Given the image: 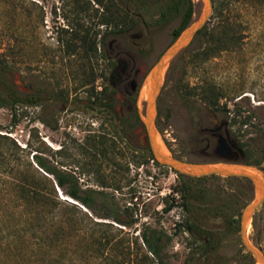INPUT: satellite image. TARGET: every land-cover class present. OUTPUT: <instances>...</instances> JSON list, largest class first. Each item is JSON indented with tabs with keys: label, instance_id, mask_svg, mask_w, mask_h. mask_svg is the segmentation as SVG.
<instances>
[{
	"label": "rangeland",
	"instance_id": "1",
	"mask_svg": "<svg viewBox=\"0 0 264 264\" xmlns=\"http://www.w3.org/2000/svg\"><path fill=\"white\" fill-rule=\"evenodd\" d=\"M171 1L0 0V58L11 63L0 69V90L14 91L25 101L0 106V134L18 145L23 170L44 184L43 175L52 179L56 210L63 214L53 218L49 207L20 206L5 224L28 219L25 210H41L49 219L46 241L54 246L40 248L30 234L5 238L0 264H46L44 257H50L42 251L84 254L91 264L101 261L92 262L93 251H106L120 262L137 264L149 251L144 233L152 241L161 238V264H258L241 240L242 213L256 199L252 183L233 176H181L152 162L151 149L142 145L148 98H141V91L181 22V16L162 19ZM190 1L192 22L202 14L204 0ZM213 1L207 27L225 32L228 46L204 60L198 56L207 44L201 36L172 61L161 83L156 136L174 156L210 164L221 160L212 150L216 140L207 149L204 129L221 127L243 148L246 164L259 160L264 167V5ZM93 40L98 43L94 52L88 50ZM118 59L140 70L128 96L117 89V81L111 83ZM209 86L223 93L220 103H227L228 112L200 99L199 91ZM245 117L249 122L243 125ZM92 144L96 157L90 154ZM0 148L8 150L9 144L0 139ZM34 155L74 173L84 190L108 195L94 194V206L84 205L58 186ZM116 216L126 222L115 221ZM247 234L264 251V202ZM105 236L111 246L100 243Z\"/></svg>",
	"mask_w": 264,
	"mask_h": 264
},
{
	"label": "trees",
	"instance_id": "2",
	"mask_svg": "<svg viewBox=\"0 0 264 264\" xmlns=\"http://www.w3.org/2000/svg\"><path fill=\"white\" fill-rule=\"evenodd\" d=\"M250 2L252 0H229V4L233 2ZM258 4L264 5V0H254ZM216 12L220 13V7L216 6ZM162 19L169 20L170 17L181 16L180 26L174 30L173 36L174 39L180 35V33L190 24L192 16H193V4L190 0H173L171 1L164 11H162ZM104 23H110L107 19H103ZM207 41L206 47L198 54L202 59L207 60L212 56L220 53L222 50L227 48V39L228 36L225 32L219 34L217 28L213 27L212 29H208L207 25L198 33L197 37H201ZM98 43L97 41H91V44L88 46L89 51H97ZM11 63L7 60V58H0V69L10 68ZM5 94V95H3ZM198 95L200 99L208 104L211 108L216 110H225L227 111V103L221 104V98L223 93L216 89L213 86H209L207 88H202ZM28 100L35 102V98L32 93H27ZM241 97L240 99H243ZM29 101V102H30ZM25 102L16 92L10 91L7 88L0 90V106L3 105H11L16 106L17 104ZM228 112V111H227ZM137 120H140L138 116H136ZM234 120H232L233 122ZM235 122V121H234ZM249 122L248 118H244L241 121V124H247ZM0 139L9 144L8 150H3L0 148V224L4 222L3 227H0V242H3L5 238L10 240V237L18 236V235H28L35 240V243L42 246H46L49 248L53 242L46 241V233L47 230L45 228V219L46 217L41 214V210L32 211V209L26 211L25 213L28 216V219L23 221L20 219H16L14 223L11 225H7L6 219H11L12 216L16 215L18 212L17 209L20 206H34V207H49L48 213L53 217L63 216V214L57 212V196L56 189L54 187V183L50 177L47 175H43L45 183L38 177L36 174L30 173L28 169L23 170L21 167L23 166V162L21 159V155L16 150L18 145L16 142L8 135L0 134ZM17 145V148L15 147ZM12 149H11V147ZM11 149V150H10ZM91 156L96 157L98 154L97 146L92 144L91 148ZM248 156L250 157L249 151H246ZM151 159H155L152 152H150ZM248 157V158H249ZM35 161L39 167H41L48 174H51L55 177V180L61 188L65 189V192L72 197L73 199L82 202L84 205L88 207L94 206L96 199L94 194L99 195H108L104 190H96V189H88L84 190L81 184L79 183L78 177L63 168H58L55 166H51L48 164L43 157L38 155H34ZM157 162V161H156ZM248 164H253L264 169L262 162L256 160L254 162L249 161ZM32 165V164H30ZM181 176H184L183 173L176 171ZM214 176V175H213ZM198 178H206L198 177ZM103 187H110L105 183L102 184ZM174 206V203L170 204L166 207L165 210L169 211ZM62 212V211H61ZM60 214V215H58ZM114 220L117 222H126L120 219L119 217H114ZM29 221V222H28ZM25 223V224H24ZM110 224V223H108ZM2 226V225H1ZM144 243L148 246L149 251L153 256H150L148 253H145L137 264H147L150 262H156V264H161L162 260L160 257V253L162 250V243H160L161 238L158 237L157 241H152L149 236L145 233L142 236ZM7 240V241H9ZM106 244H105V243ZM111 239L108 236L101 238L100 243L102 245H110ZM45 255L49 256L50 259L44 257V261L46 264H89L90 262L84 261V254H77V257H73L71 254H68L67 251H42ZM90 259H93L94 262L97 259H100L98 264H103L107 262L108 264H127L126 262H120L118 259L113 256L111 253L106 251H93L90 255ZM89 259V260H90ZM88 260V259H87ZM88 260V261H89ZM91 264V263H90ZM96 264V263H95ZM185 264H193L191 260H188Z\"/></svg>",
	"mask_w": 264,
	"mask_h": 264
},
{
	"label": "water",
	"instance_id": "3",
	"mask_svg": "<svg viewBox=\"0 0 264 264\" xmlns=\"http://www.w3.org/2000/svg\"><path fill=\"white\" fill-rule=\"evenodd\" d=\"M214 12V1L204 0L202 14L190 22V24L176 37L173 42L164 50L153 65L150 75L146 81V95L148 98L142 123L146 129L143 136L155 159L164 166H168L180 173L204 177L211 175H221L227 177H242L248 179L255 188L256 199L243 211L241 216V240L245 248L251 253L258 264H264V251L251 242L247 230L257 209L264 202V171L258 167L245 163V152L238 141L232 138L227 131V138L231 146L241 153V157H227L224 153L220 154V162L216 163H194L180 159L171 154L166 148L163 149L156 139V117L158 113V98L161 92V83L164 74L172 61L181 54L198 33L208 24ZM225 140H221L222 151H226Z\"/></svg>",
	"mask_w": 264,
	"mask_h": 264
},
{
	"label": "flooded vegetation",
	"instance_id": "4",
	"mask_svg": "<svg viewBox=\"0 0 264 264\" xmlns=\"http://www.w3.org/2000/svg\"><path fill=\"white\" fill-rule=\"evenodd\" d=\"M140 70L136 69L134 67H131L128 62L124 59H118V63L116 67L112 71V77H111V83H114L117 81V89L119 91H123L125 96H128L130 93H132L135 90L136 84H135V78L138 76ZM129 85L132 86V91L129 89ZM128 102V98H124V104ZM221 127H217L215 129L213 128H206L204 129V132L208 134L207 140V149L211 148L212 146V140H216V143L214 147L212 148L213 152L216 154V156L219 159L220 154L224 153L227 157H241V153L233 148L231 144L228 141L227 138V131L226 134L223 135L221 132ZM225 140V147L226 151H222V144L221 140ZM220 160V159H219Z\"/></svg>",
	"mask_w": 264,
	"mask_h": 264
},
{
	"label": "bare ground",
	"instance_id": "5",
	"mask_svg": "<svg viewBox=\"0 0 264 264\" xmlns=\"http://www.w3.org/2000/svg\"><path fill=\"white\" fill-rule=\"evenodd\" d=\"M143 96H144V97L147 96V95H146V86L143 87V89H142V91H141V95H140V97L143 98ZM156 139H157V141L160 143V145L162 146V148L165 149V147H164L163 144L161 143L160 139L157 138V136H156Z\"/></svg>",
	"mask_w": 264,
	"mask_h": 264
},
{
	"label": "built area",
	"instance_id": "6",
	"mask_svg": "<svg viewBox=\"0 0 264 264\" xmlns=\"http://www.w3.org/2000/svg\"><path fill=\"white\" fill-rule=\"evenodd\" d=\"M152 162H155V160H154V159H152Z\"/></svg>",
	"mask_w": 264,
	"mask_h": 264
}]
</instances>
